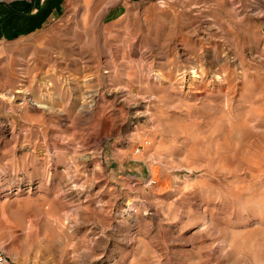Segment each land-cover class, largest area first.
I'll list each match as a JSON object with an SVG mask.
<instances>
[{"label":"rangeland","instance_id":"374dc122","mask_svg":"<svg viewBox=\"0 0 264 264\" xmlns=\"http://www.w3.org/2000/svg\"><path fill=\"white\" fill-rule=\"evenodd\" d=\"M0 241L264 264V0H0Z\"/></svg>","mask_w":264,"mask_h":264},{"label":"built area","instance_id":"2783aa9c","mask_svg":"<svg viewBox=\"0 0 264 264\" xmlns=\"http://www.w3.org/2000/svg\"><path fill=\"white\" fill-rule=\"evenodd\" d=\"M8 257L5 254L4 247L0 241V264H8Z\"/></svg>","mask_w":264,"mask_h":264},{"label":"bare ground","instance_id":"6f19581e","mask_svg":"<svg viewBox=\"0 0 264 264\" xmlns=\"http://www.w3.org/2000/svg\"><path fill=\"white\" fill-rule=\"evenodd\" d=\"M195 72V71H194Z\"/></svg>","mask_w":264,"mask_h":264}]
</instances>
